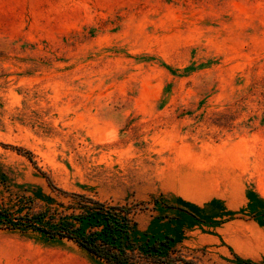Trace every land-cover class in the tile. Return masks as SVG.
Returning a JSON list of instances; mask_svg holds the SVG:
<instances>
[{"label": "rangeland", "instance_id": "1", "mask_svg": "<svg viewBox=\"0 0 264 264\" xmlns=\"http://www.w3.org/2000/svg\"><path fill=\"white\" fill-rule=\"evenodd\" d=\"M75 193L177 264H264V0H0V209ZM0 264L106 263L30 225Z\"/></svg>", "mask_w": 264, "mask_h": 264}, {"label": "trees", "instance_id": "2", "mask_svg": "<svg viewBox=\"0 0 264 264\" xmlns=\"http://www.w3.org/2000/svg\"><path fill=\"white\" fill-rule=\"evenodd\" d=\"M70 209V210H68ZM134 209L110 204L85 194H73L67 209L44 210L31 216L12 218L0 209V226H34L50 238L73 241L91 256L106 264H177L171 256L172 237L137 242L132 235Z\"/></svg>", "mask_w": 264, "mask_h": 264}]
</instances>
